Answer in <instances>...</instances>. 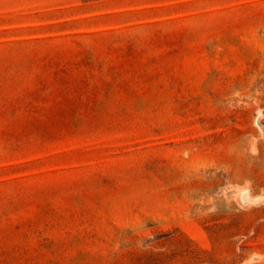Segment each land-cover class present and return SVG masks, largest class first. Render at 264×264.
I'll return each mask as SVG.
<instances>
[{
	"label": "rangeland",
	"instance_id": "374dc122",
	"mask_svg": "<svg viewBox=\"0 0 264 264\" xmlns=\"http://www.w3.org/2000/svg\"><path fill=\"white\" fill-rule=\"evenodd\" d=\"M0 264H264V0H0Z\"/></svg>",
	"mask_w": 264,
	"mask_h": 264
}]
</instances>
